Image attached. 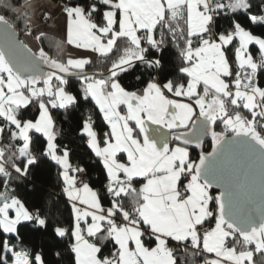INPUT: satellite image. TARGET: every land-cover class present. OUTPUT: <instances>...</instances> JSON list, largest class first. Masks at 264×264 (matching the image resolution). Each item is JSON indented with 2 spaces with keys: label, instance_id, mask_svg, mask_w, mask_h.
I'll use <instances>...</instances> for the list:
<instances>
[{
  "label": "snow or ice",
  "instance_id": "1",
  "mask_svg": "<svg viewBox=\"0 0 264 264\" xmlns=\"http://www.w3.org/2000/svg\"><path fill=\"white\" fill-rule=\"evenodd\" d=\"M253 7L252 0H60L66 43L105 65L87 71L86 56L56 58L18 38L21 23L35 42L47 35L38 21L51 16L35 0H0V234H7L0 264H49L45 249L24 248L22 230L48 235L52 249L68 238L74 264H185L180 248L203 264L264 258V35L247 27L264 25V0ZM170 47L175 74L165 67ZM129 77L136 83L125 85ZM86 105L106 129L100 137L91 116L82 122L88 151L73 164L71 149L57 142L53 110ZM32 106L37 115L29 118ZM33 134L42 148H33ZM42 165L57 170L71 228L15 194L17 183L42 190L35 183ZM52 254V264H62V252Z\"/></svg>",
  "mask_w": 264,
  "mask_h": 264
},
{
  "label": "trees",
  "instance_id": "2",
  "mask_svg": "<svg viewBox=\"0 0 264 264\" xmlns=\"http://www.w3.org/2000/svg\"><path fill=\"white\" fill-rule=\"evenodd\" d=\"M54 3H60V0H51ZM254 5L252 11L255 13L257 11L255 5L260 3V0H252ZM247 27L256 35H264V25H252L250 22ZM17 33L23 40V24L21 23L17 29ZM40 47H43L49 55L56 58H63L66 60V44L60 39L47 34L43 38L42 43L38 42ZM253 56L257 59V50L252 46L250 47ZM102 58L96 57L93 60V64L89 65L87 71H104L105 65L101 62ZM164 61L166 70L175 74L178 72V59L177 51L173 48H169L164 53ZM70 88L73 92H77L80 88V84L75 78H69ZM125 85L129 83H136L133 77H129L123 81ZM261 83H264V77L261 78ZM27 117H32L37 115V110L34 106L30 107L25 113ZM53 116L55 120V130L58 133L57 142L60 145H66L71 149V162L80 163V158L85 157L88 151L86 144L82 139L81 124L89 116L92 117L94 121V130L97 131L100 137L103 136V132L106 129V125L103 124L99 114L92 110V106L86 105L78 110L71 111L69 113H64L63 111L53 110ZM34 139L39 137V134H33ZM43 147V138L39 137L38 141L33 144L34 149H39ZM211 148V140L208 139L203 144V150L205 152L209 151ZM191 151V150H190ZM193 156H198V153L191 151ZM40 179L35 183L42 189L36 192L31 185L25 190L24 185L17 183L15 194L18 195L21 200L25 203L26 207L35 212L40 210L41 212L47 214L54 221H58L60 226L71 228L73 223L72 211L69 206V202L61 194L59 185L57 183V170L55 166L51 169L47 165H42L39 170ZM93 187H100L99 180L102 179L100 170L97 169L92 173ZM6 236L5 234H0ZM21 237L23 239V246L26 249H35L39 251L45 249L46 259L49 264L57 258L52 254L54 251L59 250L63 254L62 264H74V256L69 249V240L65 238L61 245H58L56 249H52L50 246L52 241L48 235L41 233H35L30 230H22ZM13 244H18L19 241L13 239ZM113 247L111 243L105 245V254H108V250ZM178 259L185 262V264H196L200 261L198 256L194 257L192 252L189 250L181 249L177 253ZM257 264H264V258L259 256L256 257Z\"/></svg>",
  "mask_w": 264,
  "mask_h": 264
},
{
  "label": "crops",
  "instance_id": "3",
  "mask_svg": "<svg viewBox=\"0 0 264 264\" xmlns=\"http://www.w3.org/2000/svg\"><path fill=\"white\" fill-rule=\"evenodd\" d=\"M35 2L39 6V12L40 13L47 11L51 16V19H49L47 23H45L43 20L38 21L40 29L43 30L46 34L52 35V36L60 39L61 41H63L66 44V49H67L66 59L69 56L76 57V58H79V56H86V57L92 59V61H93L97 57V55L94 53L84 52L83 50L76 49L72 45H68L66 43L67 21H66L65 17L63 16V14L58 11V9H57L58 3H54L51 0H35ZM22 38H23V40L27 39L30 43L33 44L34 47H37V48L40 47L39 43L35 42L33 37H31V36L25 37L23 35ZM250 47H252V46H250ZM253 47L255 48V50L258 51L256 46L253 45ZM64 198L66 199L65 196H64ZM5 235H7V234H5ZM196 264H203V260L200 259V261H198Z\"/></svg>",
  "mask_w": 264,
  "mask_h": 264
},
{
  "label": "water",
  "instance_id": "4",
  "mask_svg": "<svg viewBox=\"0 0 264 264\" xmlns=\"http://www.w3.org/2000/svg\"><path fill=\"white\" fill-rule=\"evenodd\" d=\"M0 27H2V25H0ZM17 35H18V38H19L20 40H22L21 37H20V35H19L18 33H17ZM3 49H5V42H4L3 37L0 36V50H3ZM69 78H73V77H69ZM208 139H210V137H207V136L203 137V138H202L203 144H204ZM190 150H191V151H195V152H197L198 154H199V152L201 151L200 148H197V147H195V146H190ZM210 150H211V148H210ZM210 150H209V151H210Z\"/></svg>",
  "mask_w": 264,
  "mask_h": 264
},
{
  "label": "built area",
  "instance_id": "5",
  "mask_svg": "<svg viewBox=\"0 0 264 264\" xmlns=\"http://www.w3.org/2000/svg\"><path fill=\"white\" fill-rule=\"evenodd\" d=\"M257 59H259V56H258V54H257ZM73 164H77L76 162H72ZM181 249H183V248H180L179 249V251L178 252H180L181 251ZM206 255V254H205ZM201 259V258H200Z\"/></svg>",
  "mask_w": 264,
  "mask_h": 264
}]
</instances>
